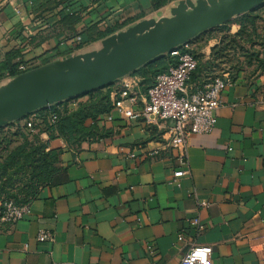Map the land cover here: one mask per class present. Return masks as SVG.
Returning <instances> with one entry per match:
<instances>
[{"label":"crops","instance_id":"obj_1","mask_svg":"<svg viewBox=\"0 0 264 264\" xmlns=\"http://www.w3.org/2000/svg\"><path fill=\"white\" fill-rule=\"evenodd\" d=\"M180 1L0 0V86L19 65L97 51L141 21L169 17ZM129 77L146 95L144 77ZM88 100L63 108L75 112ZM110 103L93 140L40 135L47 151L59 153L61 171L32 201L31 214L0 232V264H180L192 245L211 247L212 264H264V97L244 81L226 87L216 129L190 139V174L179 186L171 183L178 162L161 148L165 124L128 121L111 96ZM40 230L54 242H39Z\"/></svg>","mask_w":264,"mask_h":264},{"label":"water","instance_id":"obj_2","mask_svg":"<svg viewBox=\"0 0 264 264\" xmlns=\"http://www.w3.org/2000/svg\"><path fill=\"white\" fill-rule=\"evenodd\" d=\"M263 3L264 0H181L169 17L141 21L103 40L97 51L15 76L0 86V129L34 112L113 85Z\"/></svg>","mask_w":264,"mask_h":264},{"label":"built area","instance_id":"obj_3","mask_svg":"<svg viewBox=\"0 0 264 264\" xmlns=\"http://www.w3.org/2000/svg\"><path fill=\"white\" fill-rule=\"evenodd\" d=\"M81 42V38H78ZM195 48L187 43L174 50L170 55L178 58V64L166 73L158 75L146 95H141L140 82L129 76L114 83L110 93L114 109L126 120L155 119L165 124L167 138L161 143L162 149L172 152L178 162V170L171 183L179 186L182 176L190 174L189 142L194 135L212 133L217 126L216 111L222 106V96L232 82L227 78H215L208 84L196 86L191 78L197 70L198 61L194 55ZM41 67L38 62L19 65L16 76ZM142 99V108H138V99ZM56 116H52L50 124L54 125ZM39 123L37 112L24 120L13 123L12 131H33ZM34 132V131H33ZM159 150H153L150 156L155 157ZM200 208H207L208 203L201 202ZM31 214V204L16 205L14 202L0 204V232L14 226ZM192 226L203 231L199 219L192 220ZM37 240L41 243H53V233L40 230ZM184 241V235L178 236ZM213 249L209 246L192 245L180 261V264H212Z\"/></svg>","mask_w":264,"mask_h":264},{"label":"trees","instance_id":"obj_4","mask_svg":"<svg viewBox=\"0 0 264 264\" xmlns=\"http://www.w3.org/2000/svg\"><path fill=\"white\" fill-rule=\"evenodd\" d=\"M220 28L226 29L227 26ZM195 41L197 40L194 39L192 43ZM194 55L198 61V67L192 75L191 84L203 86L202 78L204 81L207 80L205 84L215 78L210 77L209 64L198 58L196 50ZM177 64L178 58L169 54L148 63L134 75H142L144 84L149 89L158 75L166 73L170 67ZM9 75L15 77L16 70L11 69ZM198 75H202L199 78L201 82L194 81V77ZM113 86L114 84L75 98L87 96L89 99L87 104L80 105L75 112L69 113L66 108H63L64 102L38 111L39 123L34 127V132L29 130L12 131L13 125L0 129V156L6 154L5 157H0V159L4 158L0 162V200H8L6 202H14L19 206L31 204L44 186L55 182L61 171L57 166L59 153L47 151V146L42 142L40 135L57 131L58 137L74 144L95 139L99 131L96 126L99 117L111 110L110 93ZM52 116L57 117L54 125L50 124ZM89 120L94 122L92 126L86 125ZM25 169L31 170L32 176L26 190H20L21 195L25 194L23 198H20V194L13 195V175Z\"/></svg>","mask_w":264,"mask_h":264},{"label":"rangeland","instance_id":"obj_5","mask_svg":"<svg viewBox=\"0 0 264 264\" xmlns=\"http://www.w3.org/2000/svg\"><path fill=\"white\" fill-rule=\"evenodd\" d=\"M224 26L227 28L212 29L195 39L198 58L209 64L211 78L224 77L232 83L247 82L264 97V3ZM31 176L32 171L28 169L13 175V195L25 196L20 190H26ZM6 201L0 200V204Z\"/></svg>","mask_w":264,"mask_h":264}]
</instances>
